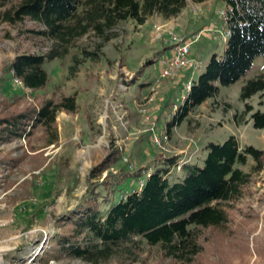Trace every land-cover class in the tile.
Masks as SVG:
<instances>
[{
	"label": "rangeland",
	"instance_id": "rangeland-1",
	"mask_svg": "<svg viewBox=\"0 0 264 264\" xmlns=\"http://www.w3.org/2000/svg\"><path fill=\"white\" fill-rule=\"evenodd\" d=\"M227 11L222 0H188L175 18L154 15L144 25L120 24L110 41L93 33L77 38L66 58L46 62L49 83L37 91L19 87L8 67L22 54H47L54 43L33 33L41 27L32 21L0 24V119L37 110L50 100L76 99V111H60L53 129L37 125L20 139L0 140V264H181L146 243L98 263L48 258L45 251L78 205L90 198L92 185L117 176L123 181L116 194L121 198L168 159L197 162L207 155L203 151L209 142L222 143L231 135L242 150L264 149V129H255L251 120L253 112L264 111V98L257 94L249 99L250 112L240 100L244 82L264 74L263 57L241 81L220 87L216 98L176 122L187 81L199 77L213 53L224 55L222 12ZM155 25L163 27L159 39ZM169 28L182 35L204 31L191 49L202 65L199 71L187 69L156 84L157 60L171 54L164 33ZM83 50L96 53V59L85 57ZM156 136H167V144L159 147ZM100 165L105 167L101 175L91 178ZM255 165L249 157L237 166L249 174L243 195L228 205L230 221L224 229L202 231L203 251L190 264H264V167L254 171ZM177 172L172 169L173 177Z\"/></svg>",
	"mask_w": 264,
	"mask_h": 264
},
{
	"label": "trees",
	"instance_id": "trees-1",
	"mask_svg": "<svg viewBox=\"0 0 264 264\" xmlns=\"http://www.w3.org/2000/svg\"><path fill=\"white\" fill-rule=\"evenodd\" d=\"M191 1L201 4L207 0ZM222 1L228 8L226 27L230 31L224 55L213 53L199 77L193 80L176 122L216 98L220 87L241 81L255 60L264 58V0ZM187 5L188 0H0V24L17 26L32 21L41 27L32 32L54 43L47 54L18 56L8 72L33 91L43 89L49 83L46 62L66 58L77 38L93 33L107 42L122 23L144 25L154 15L169 20L179 16ZM82 54L91 59L97 55L85 50ZM257 94L264 98L263 73L246 80L241 87L240 100L245 102L246 111H252L246 102ZM60 111L75 112V97H64L58 103L50 100L37 110L1 118L0 140L20 139L28 128L37 125L53 129ZM251 120L255 129H264V111L253 112ZM172 124L175 121L169 125ZM204 152L207 155L197 162L168 159L165 167L147 174L141 186L142 179L137 188L121 198L116 194L123 181L117 176L92 185L90 198L78 205L77 212L51 238L46 256L98 263L123 248L146 243L166 259L192 263L203 251L202 231L224 229L230 221L228 205L243 195L249 174L237 166L246 164L250 157L256 164L254 171L264 167V149L248 146L242 150L234 135L222 143L209 142ZM104 168L95 167L91 178L101 175ZM172 169L179 171L174 177ZM100 186L104 191H98Z\"/></svg>",
	"mask_w": 264,
	"mask_h": 264
},
{
	"label": "built area",
	"instance_id": "built-area-1",
	"mask_svg": "<svg viewBox=\"0 0 264 264\" xmlns=\"http://www.w3.org/2000/svg\"><path fill=\"white\" fill-rule=\"evenodd\" d=\"M224 15V19H227V13ZM154 33L157 39L161 38L163 33V27L160 25L154 26ZM169 37V51L170 56L164 55L157 60V64L159 67V74L156 78L155 83L158 84L160 81H163L167 78L175 77L180 72L185 71L187 69H195L199 71L201 68L202 63L198 62L192 57L191 49L192 46L199 41V39L204 35V31H200L198 33H187V34H179L175 31V28L166 29L165 32ZM230 36V31L227 29L224 35V41ZM16 84L21 87L22 89H29L27 88L21 80L15 78ZM193 79L187 81V90L190 91L192 87ZM31 90V89H30ZM155 143L162 147L163 145L167 144L168 137H155Z\"/></svg>",
	"mask_w": 264,
	"mask_h": 264
}]
</instances>
